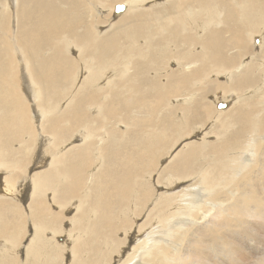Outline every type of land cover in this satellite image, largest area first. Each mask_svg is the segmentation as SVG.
I'll list each match as a JSON object with an SVG mask.
<instances>
[{
	"label": "bare ground",
	"instance_id": "obj_1",
	"mask_svg": "<svg viewBox=\"0 0 264 264\" xmlns=\"http://www.w3.org/2000/svg\"><path fill=\"white\" fill-rule=\"evenodd\" d=\"M1 176L0 264H264V0H0Z\"/></svg>",
	"mask_w": 264,
	"mask_h": 264
},
{
	"label": "rangeland",
	"instance_id": "obj_2",
	"mask_svg": "<svg viewBox=\"0 0 264 264\" xmlns=\"http://www.w3.org/2000/svg\"><path fill=\"white\" fill-rule=\"evenodd\" d=\"M118 4H122V3H118ZM106 11V10H105ZM104 11V12H105ZM113 13H114V10L112 11ZM113 13H111V15L112 16H114V14ZM106 24L107 23H105V24H103L102 26L105 28V26H106ZM255 37V36H254ZM258 37H260V38H258ZM258 37H255V39L253 38L252 39V46H253V48H258L259 46H260V44H259V42H260V39L262 38L261 36H258ZM255 42V43H254ZM258 42V43H257ZM259 45L258 47L257 46H255V45ZM18 51H13L12 52V58L14 59V60H17V57H16V53H17ZM76 53H77V50H76ZM168 66H169V68L168 69H174L175 68V62H171V63H169L168 64ZM20 70V69H19ZM211 77V79H213V78H215V76L214 75H210ZM218 77H222V76H218ZM23 79V78H22ZM22 82L24 83V81L22 80ZM23 83H22V87L21 88H23ZM219 92H220V90H218ZM215 94H217V93H215ZM214 93H212V94H210L209 95V98H210V100H212L211 98L213 97V95H215ZM217 95H219V94H217ZM234 95H236V94H234ZM219 96H221L222 98H226V100L228 99L229 100V102H227L226 100H225V102H224V100L220 97L218 100H217V104H219V103H226V107L225 108H223V109H219V108H217V105H216V107H215V109L216 110H218V111H225L226 109H228V107H229V105L228 104H232L233 102H234V100H232L233 99V97H231L229 94H220ZM228 106V107H227ZM99 119H100V121L102 122L103 121V118H101V117H99ZM35 121V120H34ZM209 122H211V119L209 120ZM121 128V125H119V129ZM203 131H205V130H203ZM206 132V131H205ZM205 132H202V133H200V134H198V137L200 138ZM189 135H191V134H189ZM193 135L194 134H192L191 136H186L182 141V145H183V143H185V142H187V141H191L192 139H193ZM42 137V138H41ZM40 140L41 139H43V138H45V136L44 135H41L40 137H38ZM188 138V139H187ZM199 138H198V140H199ZM191 139V140H190ZM40 140H37V146L39 145L38 143H39V141ZM44 140V139H43ZM187 140V141H186ZM196 141H197V139H195ZM179 143V142H178ZM178 143L176 144V145H178ZM182 145L180 146V147H182ZM43 147V149H44V151L46 150L45 148H46V145L44 146H42ZM179 147V145L177 146V148H180ZM176 148V149H177ZM36 150H38L37 148H35ZM170 149H173V148H171V147H169L168 149H167V153L165 154V155H162L160 158H159V161H157V164H156V167H155V169L157 170L161 165H163V164H166L165 162H167V161H169V160H167V159H170L171 157H169L171 154H174L177 150H175L174 152H172L171 154H169V150ZM33 156H35V160H40L42 157H45L46 159H47V161H49V159L47 158L48 157V155H37L36 154V152H34V154H33ZM37 156V157H36ZM163 157V158H162ZM165 157H166V159H165ZM169 157V158H168ZM38 158V159H37ZM165 159V160H164ZM161 160V161H160ZM167 160V161H166ZM165 161V162H164ZM160 162V163H159ZM162 162H164V163H162ZM159 163V164H158ZM42 164H44V163H42ZM164 166V165H163ZM5 169V168H4ZM156 170H155V172L154 173H152V180H156ZM27 175H28V173H27ZM5 176V175H4ZM155 176V177H154ZM3 176H1L0 177V180L1 181H3ZM21 180V181H20ZM20 180H18L17 181V185L16 186H18V185H20V183L22 182V178H20ZM20 189V188H19ZM19 193H17L16 195H18ZM30 195H31V188L28 190V195H27V197L24 199V201L22 202V205H27L28 204V202H30ZM48 197V196H47ZM73 200H71L70 199V203L72 202ZM75 206V207H74ZM76 208H77V202L76 203H74L72 206H70L67 210H65V211H63V214H62V217H63V219H62V224H61V233H59L57 236L55 235V239H54V242L55 243H70V241H71V239H72V237L74 238V234H75V231H73V227H72V225H71V217L74 215V213H75V211H76ZM145 218H144V215L143 216H141L140 218H139V220H137V222H142L143 220H144ZM248 222H243V223H239V222H237L236 223V234L238 235V236H246V235H249V237H252L251 236V234H250V232H249V229H247L246 228V225L245 224H247ZM27 225H26V232H25V234H24V237H23V239L21 240V243L22 244H24V247L27 245V246H29V245H32L33 244V242H34V239H35V233L33 232V225L30 223V222H27L26 223ZM69 230V231H68ZM150 230V229H149ZM148 229H147V231L146 232H148L149 231ZM46 233H48L47 235H46ZM45 233V237L46 238H50L51 237V234H49V231L48 232H46ZM234 233V232H233ZM67 234H68V236H71V237H68L67 236ZM136 234V233H135ZM139 234L140 233H138V235L137 236H139ZM34 235V236H33ZM120 235H121V237H122V235H123V233L122 232H119V233H117V236L118 237H120ZM34 238H33V237ZM64 236H65V238H67L68 237V239H65L64 238ZM168 237V236H167ZM169 237H170V243H172V245L173 246H176V247H178V248H180L181 250H182V252H186V251H190L191 250V248H186V246L188 245V243H184L185 242V240H182V241H178L177 243H175V242H173L175 239H177L176 237H177V234L175 233V232H173L171 235H169ZM25 239V240H24ZM30 239H31V241H30ZM33 239V240H32ZM139 240H142L141 239V237L140 238H138ZM1 241V243H2V240H0ZM67 241V242H66ZM31 242V243H30ZM125 243H128L127 242V240L125 241ZM133 243H138V241L137 240H135ZM179 243V244H178ZM135 244V246H133L134 244H132L130 247L132 248V247H136L137 245ZM246 244V246H243V247H245L246 248V250L247 251H249L248 249H249V247H250V243H245ZM218 245H219V243H218ZM23 247V248H24ZM130 248V249H131ZM66 253H67V250H66ZM21 255V254H20ZM125 257H127V254L124 256V258ZM123 258V259H124ZM249 258V259H248ZM246 260H244L243 262H239V261H237V263L238 264H252V258H250V257H247L246 256V258H245ZM65 262V263H64ZM63 263L64 264H66V263H70V260H69V258H67L66 257V254L64 253V256H63ZM228 264H233V261L232 260H229V262H228Z\"/></svg>",
	"mask_w": 264,
	"mask_h": 264
},
{
	"label": "snow or ice",
	"instance_id": "obj_3",
	"mask_svg": "<svg viewBox=\"0 0 264 264\" xmlns=\"http://www.w3.org/2000/svg\"><path fill=\"white\" fill-rule=\"evenodd\" d=\"M123 8H124V6L123 5H119L118 7H117V10H119V11H123ZM218 107H220V108H224L225 106L224 105H217ZM51 196V194H49V197Z\"/></svg>",
	"mask_w": 264,
	"mask_h": 264
},
{
	"label": "water",
	"instance_id": "obj_4",
	"mask_svg": "<svg viewBox=\"0 0 264 264\" xmlns=\"http://www.w3.org/2000/svg\"><path fill=\"white\" fill-rule=\"evenodd\" d=\"M119 5H122V4H117V5H115V7H114V9H115L116 12H119V10H117V7H118ZM220 105H223V104H220ZM219 108H220V107H219Z\"/></svg>",
	"mask_w": 264,
	"mask_h": 264
}]
</instances>
